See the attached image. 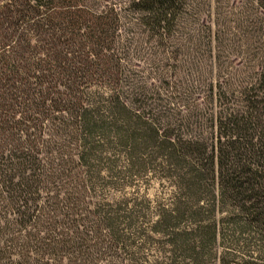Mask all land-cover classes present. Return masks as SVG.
I'll list each match as a JSON object with an SVG mask.
<instances>
[{
    "label": "trees",
    "instance_id": "trees-1",
    "mask_svg": "<svg viewBox=\"0 0 264 264\" xmlns=\"http://www.w3.org/2000/svg\"><path fill=\"white\" fill-rule=\"evenodd\" d=\"M210 2L0 0V264H264V0L242 68Z\"/></svg>",
    "mask_w": 264,
    "mask_h": 264
},
{
    "label": "rangeland",
    "instance_id": "rangeland-1",
    "mask_svg": "<svg viewBox=\"0 0 264 264\" xmlns=\"http://www.w3.org/2000/svg\"><path fill=\"white\" fill-rule=\"evenodd\" d=\"M204 10L205 13H203L204 11H201L193 17L188 16V18L185 19L187 25L184 30L193 33L195 28H197V22H199V19L202 18L205 23L204 28L209 23L212 30H219L218 37L219 40H221V45H218V48L220 47L222 49L221 51L223 54L228 55V57L225 56L226 58L223 57L220 60V62H222L219 63L226 68L231 66L234 67V65L238 68H242L243 64L240 65L237 58L234 57V0H211L210 6L207 8V10ZM215 44L218 43L215 42ZM188 46L193 48L191 43ZM184 48H186L184 50L185 55L182 56L181 63H186V65H189V57H191L192 54L196 55V53H189L190 51L188 52V48ZM143 188L149 196L159 193L160 190L157 182L154 180L151 183L146 184ZM226 248L234 252L233 245L226 246Z\"/></svg>",
    "mask_w": 264,
    "mask_h": 264
}]
</instances>
